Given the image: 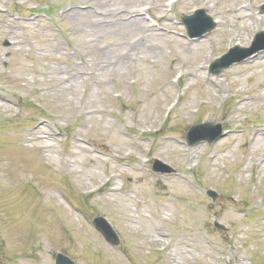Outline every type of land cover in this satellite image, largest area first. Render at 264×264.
I'll return each mask as SVG.
<instances>
[{
  "label": "rangeland",
  "instance_id": "obj_1",
  "mask_svg": "<svg viewBox=\"0 0 264 264\" xmlns=\"http://www.w3.org/2000/svg\"><path fill=\"white\" fill-rule=\"evenodd\" d=\"M167 1L0 0V48L4 50L0 65L8 75H0V92L18 100L15 111L0 115V264H54L57 252L76 264L264 263V162L252 164L242 145L252 138L250 128L263 115L264 63L253 67L248 62L251 58L217 75L207 71L205 81L190 88L183 81L186 75L175 83L182 73L168 58L171 46L165 23L187 40L183 14L205 8L217 28L223 25L220 11L226 1L180 0L172 11ZM263 3L257 0L251 5L254 13L264 15ZM75 6L79 12L62 16L63 9ZM89 6L105 12L135 8L150 28L140 21L129 25V18L112 14L99 18ZM7 27L29 39L30 46L18 52L11 46L14 38L4 36ZM215 29L199 39L209 38ZM215 47L206 44L207 53L216 52L214 58L228 50L227 45ZM179 52L175 55L179 60L198 57L187 45ZM72 62L100 66L101 86L83 87L79 82L71 96L72 104L95 111L83 135L91 159L72 143L71 131L82 121L81 112L57 125L48 115L57 112L35 93L16 95L22 83L18 77H33L39 86L52 80L56 66L66 69ZM12 83L17 84L13 89ZM207 89L213 98L205 95ZM239 91L259 97L238 109L235 95ZM29 102L38 105L36 109L26 105ZM184 103L189 104V113H184ZM35 119L49 121L46 131L61 132L58 140L47 141L52 149L42 150L25 140ZM201 121L221 123L228 133V124H235L238 137H227V133L213 144L189 146L185 134ZM117 129L128 147L116 155L111 148L121 149L113 139ZM165 137L181 141L188 151L203 147L196 150V157L185 158L183 149L165 143ZM94 141L108 144L109 150L91 145ZM250 148L257 152L263 146L251 144ZM155 158L177 173H154ZM209 188L219 193L215 201L206 194ZM85 209L89 219L102 215L111 222L121 238L119 246L110 245L91 221L90 226L86 224ZM215 219L227 229L215 227ZM156 234L168 243L151 242Z\"/></svg>",
  "mask_w": 264,
  "mask_h": 264
},
{
  "label": "bare ground",
  "instance_id": "obj_2",
  "mask_svg": "<svg viewBox=\"0 0 264 264\" xmlns=\"http://www.w3.org/2000/svg\"><path fill=\"white\" fill-rule=\"evenodd\" d=\"M225 1H226V5H224L222 10L220 11V14L224 16L223 25L220 26L217 32L214 35H212L210 38L201 39L199 41H186L179 36H169L168 33H165V36L167 37V43H169L171 46L170 53L172 56L169 55L168 58L186 70L185 74L187 75V78L184 79V84L186 85V87H192L197 82L203 79L202 73L204 72L208 61L211 59V56L206 51L207 42L212 44L219 43L220 47L226 44L232 45L236 42L240 43L241 45H244L249 42L253 31L264 24V15L256 14L253 12L252 9H249L251 4L246 5L244 0H225ZM76 11L79 12L80 10H78V8L76 7V8L64 10L62 13L63 15L69 17V16H73L76 13ZM108 14H112L116 18H122L124 16L128 17L130 20H132L129 23V25L137 24L139 20L140 21L144 20V18L140 16V13L138 12L135 13V11L131 12L128 10L125 11L124 9H121L119 11L113 10ZM99 18H103V17H99ZM165 18L169 19L167 15L165 16ZM169 26L170 25L165 24V29H167V27ZM226 27L229 30V32H227ZM6 34L14 38L12 40L11 46H16L18 52H21L25 46L27 47L30 46L29 40L24 39L22 36L16 33L14 28L9 27L7 29ZM185 45L190 46V49L192 51L194 50V53H196L198 57L193 59L181 57L180 60L177 59L175 55H179L180 54L179 49ZM2 51L4 50L0 48V57L2 55ZM165 58H166V53H165ZM263 62H264V53H259L255 57H253L252 60H250V63L252 64L253 67L261 66ZM97 66L98 69L97 68L95 69V67L87 69L86 67H80L75 63H73L71 67L66 69L56 66V68L53 71H51L52 74L54 75V76L50 75L52 80L45 81L44 83H42L40 88H35L33 86V82H35V79L33 77H28L26 75L18 77L19 79L22 80V83L18 85L20 89L34 90L35 92H37V95L40 98H42L47 103L51 104L53 109L58 112V114L55 115L54 117L55 122H58L64 118H68L69 116H72L76 113L84 112L85 116L83 117L82 121L77 126V128L72 132V136H73L72 143L86 153H89L90 150L88 149L87 146L88 141H86L83 137V135H85L84 129L88 124V119L94 116L93 112L95 111L90 110L89 108L87 109L86 107H78L76 106V104H72L71 96L73 94V91L76 89V84H78L81 81H85V80L89 81L90 86H101L100 84L102 83V81L98 77V72H97L98 70H100V66L98 64ZM0 73H4L1 67H0ZM35 73L36 71H32V75L35 76L36 75ZM13 79L16 80L17 77L14 76ZM261 83L264 86V81H261ZM16 85H17L16 83H12V86H16ZM205 95L209 98H212L213 96L208 89L206 90ZM237 96L239 98L238 109H244L248 107L249 105L253 104L254 101H256L259 97V95L247 96L242 91L237 93ZM191 99L192 98H190V100ZM14 104H15V100L13 98L9 97L6 94H0V114L5 115L7 113L13 112ZM183 110L185 113H188L189 104L184 103ZM262 120H263L262 123H258L253 127L252 138L242 143L243 147L246 150H248V155L250 156V160L256 161L257 163L264 161V157H262L261 155L264 151V116L262 117ZM101 124H103L102 121H100V125ZM47 127L48 126L45 122H37L35 126L28 129L27 131L28 138L32 141H35L40 146H45L47 148H50L51 144H48L47 141L57 140V138H55L56 136L55 133L45 130L47 129ZM116 131H117V135L113 136V139L114 140L117 139L118 144L121 146V150H124L125 147H127L128 145L124 146V144H127L125 138L121 135L119 129H117ZM235 131L236 130H233L231 134L233 137L237 138L238 136ZM104 137L105 135L101 133L99 135V140H102ZM169 140H170L169 138H165V143L167 144L172 143V141ZM251 144H255L256 146H263L262 151L256 152L254 150H251L250 148ZM178 147H179L178 150L183 149L181 146ZM198 149H201V146L197 147L195 150L189 151L188 155L190 157H195L197 155L196 150ZM71 152L73 151L71 150ZM179 188L182 189V186H180ZM174 194L178 195V193H174ZM175 195H172L171 198L175 197ZM157 241L159 242V239H157Z\"/></svg>",
  "mask_w": 264,
  "mask_h": 264
}]
</instances>
